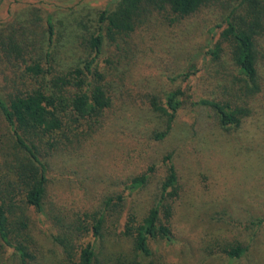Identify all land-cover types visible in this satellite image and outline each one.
I'll return each mask as SVG.
<instances>
[{
    "label": "trees",
    "instance_id": "obj_1",
    "mask_svg": "<svg viewBox=\"0 0 264 264\" xmlns=\"http://www.w3.org/2000/svg\"><path fill=\"white\" fill-rule=\"evenodd\" d=\"M75 2L0 0V251L11 249L18 264H54L44 259L35 239L46 231L60 248L57 264H264V212L232 216L216 232L202 230L196 243L185 240L195 226L183 220L190 188L180 178L174 151L155 155L121 181L119 192L70 213L49 198L47 164L50 155L91 141L109 115H116L115 90L127 98L126 62L119 65L126 58L123 49L129 50L130 35L149 14L217 13L206 28V50L195 57L209 55L220 66L228 61L245 93L258 91L264 0ZM64 45L83 48L84 58L61 65ZM107 46L117 53L103 60ZM100 61L109 66L103 70ZM198 71L190 62L170 80L185 82ZM182 95L180 88L170 87L151 96L149 106L161 128L146 132L150 143L168 135L185 107ZM227 95L226 100L198 97L189 105L211 109L218 127L230 131L249 109L229 101L236 92ZM152 180L155 192L143 197ZM200 183L199 189L206 185Z\"/></svg>",
    "mask_w": 264,
    "mask_h": 264
},
{
    "label": "rangeland",
    "instance_id": "obj_2",
    "mask_svg": "<svg viewBox=\"0 0 264 264\" xmlns=\"http://www.w3.org/2000/svg\"><path fill=\"white\" fill-rule=\"evenodd\" d=\"M67 1L76 6L75 0ZM216 16L205 10L183 18L153 13L130 35L131 47L123 49L126 58L119 63L126 62L127 98L115 90L116 115H109L91 141L86 140L75 150L67 147L65 153L47 159L49 198L60 210H84L102 195L119 192L121 181L139 172L155 155L174 151L180 178L190 188L187 204L182 206L187 207L183 220L195 227H188L186 241L196 243L202 230L216 232L232 216H258L264 212V67L259 69V90L248 94L243 81H234L228 61L220 66L208 59L209 55L195 57L206 50V28ZM107 49L103 60L117 53L113 46ZM85 53L81 47L64 45L59 62L67 66L84 58ZM190 62L200 71L185 82L170 80ZM100 66L104 70L109 65L100 61ZM170 87L181 89L185 107L164 140L150 143L147 131L160 129L161 119L149 101L152 95ZM228 92L237 94L230 102L249 109L240 125L230 131L218 127L211 109L189 105L198 97L226 100ZM199 180L206 183L201 189ZM208 188L210 191L204 190ZM155 190L156 182L152 180L143 190V197ZM35 239L44 259L57 264L60 248L49 233L40 231ZM0 264H18L11 249L0 251Z\"/></svg>",
    "mask_w": 264,
    "mask_h": 264
}]
</instances>
